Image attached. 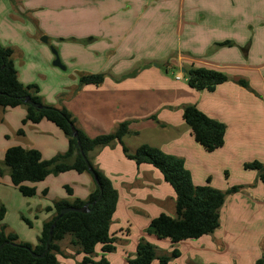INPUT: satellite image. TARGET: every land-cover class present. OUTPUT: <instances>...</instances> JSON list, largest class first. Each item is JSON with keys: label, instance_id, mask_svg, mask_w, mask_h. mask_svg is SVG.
Returning <instances> with one entry per match:
<instances>
[{"label": "crops", "instance_id": "1", "mask_svg": "<svg viewBox=\"0 0 264 264\" xmlns=\"http://www.w3.org/2000/svg\"><path fill=\"white\" fill-rule=\"evenodd\" d=\"M213 5L211 0H0V42L15 49L14 60L21 82L42 85L39 80L46 78V73L54 71L59 74L60 69L53 67L52 62L56 58L41 37L48 35L49 39L56 40L63 63L59 67L71 80L69 86L76 88L80 112L86 119L84 123L76 120L85 134L96 137L110 133L128 121L131 133L124 138V142L131 152L142 144H149L182 157L194 183L205 185L210 184V180L199 182L195 168L204 167L195 164L203 154L200 147L203 145L194 143L192 131L183 119L184 107L194 104L210 117L225 123L226 143L230 127L227 121L240 115L238 102L244 101L243 92L248 90L252 97L255 94L248 78L237 76L231 81L230 74L229 80L213 92L200 91L189 85L187 69L191 66L224 72L231 65L232 68H240L243 62L239 55L236 62L223 61L221 55L226 51L225 46L231 48L230 39H215L208 35H205L202 48L208 50L216 46L218 49L214 54L202 58L182 54V18L188 19L192 29V25L200 24L196 18L199 9ZM23 11L29 12L33 19L30 29L24 32L22 26L27 24V20L22 15ZM53 18H56L58 28L52 26ZM206 21L210 20L205 18L203 22ZM7 27H15L16 31L9 33ZM53 52L56 54L57 51ZM99 73L105 75L103 83H80L83 74ZM241 79L246 80L248 85L240 84ZM208 93L218 94L222 103L219 101L214 105ZM41 97L47 104H61L56 102L55 97L51 100L46 95ZM63 106L74 114L67 104L59 107ZM26 116L24 106L0 111V204L7 209L0 226L6 225L7 231L17 233L20 241L36 246L44 223L55 214L48 207L60 199L87 200L97 184L90 172L71 170L50 175L37 185L27 183L37 188V194L25 196L13 184L11 177V181L8 179V169L2 176L1 162L12 146L39 149L44 159H51L69 148L68 137L53 122L44 119L38 124H24ZM21 128L25 131L24 135L18 134ZM118 146L122 147L115 142L90 152L94 165L111 179L119 192L113 219L118 214L123 197L131 212H143L150 222L156 216H151L145 205L160 214L166 213L164 207L167 200L175 203L176 208V193L174 195L167 187L163 174L150 164L138 165L125 153L119 155ZM205 168L209 169L208 166ZM63 184L72 188V195L60 189ZM258 184L257 180L256 183H243L238 192L229 194L221 208L220 227L197 238L201 243L184 240L190 244L181 251L180 257L186 256L188 264H197L193 257L196 252L201 254L196 257L198 264H213L215 260L221 261L220 255L223 257L228 248H237V239L231 236L236 232L231 220L239 221L243 209L250 212L249 208H257V202H264L263 191H260L259 200L252 207H246V203L240 200L242 197L239 198L244 191L252 195ZM232 186L235 185H229L228 189ZM23 217L32 223L28 225L30 229L24 225L26 221ZM115 220L122 218L117 216ZM237 232L244 235V230ZM68 236L67 243L60 245L71 258L73 254L67 252L69 248L79 252V247L72 245V237ZM260 245L264 250V235ZM222 261L226 263L227 260L223 258Z\"/></svg>", "mask_w": 264, "mask_h": 264}, {"label": "trees", "instance_id": "2", "mask_svg": "<svg viewBox=\"0 0 264 264\" xmlns=\"http://www.w3.org/2000/svg\"><path fill=\"white\" fill-rule=\"evenodd\" d=\"M14 54L15 49L12 46H4L0 42V106L4 109L26 107L27 116L23 120L24 124L27 122L38 124L44 119L53 122L68 137L69 148L66 152L59 153L51 159H44L39 149L26 148L22 145L12 146L5 153L1 173L9 169L13 184L25 196L37 194V188L27 183L41 182L51 174L57 175L71 170L80 173L90 172L97 188L87 200L60 199L55 201L52 207H48L49 210H54L55 214L51 220L44 223L39 243L36 246L20 241L17 233L9 232L6 225H1L0 264H60L59 255L63 252L60 242L68 235L72 237L71 244L78 246L79 251L83 253V264H97L92 257L99 244L102 246L103 253L100 263L108 264L105 255L116 248L117 237L111 232V224L117 210L119 192L111 179L93 164L90 152L115 142L120 143L125 155L138 165L150 164L157 168L176 193V217L164 212L154 217L147 231L149 234H154L159 239L169 238L173 243H179L213 233L220 227L221 208L227 196L238 192L241 186L235 185L225 191L210 184L196 185L182 157L166 153L149 144H142L135 152H131L124 142V138L131 133L128 121L121 123L113 132L89 137L78 127L75 117L65 106L57 107L45 103L37 84L26 85L21 82ZM187 77L191 87L209 92L215 91L219 85L229 80L225 72L209 67L191 66L187 69ZM104 80L103 73L83 74L80 83L101 84ZM240 83L248 85L244 80ZM27 98L42 104V108L38 109L29 105L26 102ZM183 119L191 128L196 141L207 151L213 152L224 146L227 134L225 123L210 117L194 104L184 107ZM74 128L79 134L83 152L94 173L90 171L81 152L78 139L72 135ZM24 133V129L18 130L19 135H24ZM245 167L257 170L264 184L263 163L254 161L246 163ZM66 189L69 194H73L71 187L67 185ZM87 204L89 205L87 212L71 211L58 218L49 252L44 257L33 256V252L41 254L45 251L51 226L62 209L80 208ZM6 212V207L1 205L0 222L4 220ZM23 218L27 223L32 224L27 218ZM180 255V250L175 248L172 256L179 257ZM155 259H158V264H170L171 256H158L155 245L141 241L138 244L136 256L130 258L128 262L129 264H152ZM256 264H264V257Z\"/></svg>", "mask_w": 264, "mask_h": 264}, {"label": "rangeland", "instance_id": "3", "mask_svg": "<svg viewBox=\"0 0 264 264\" xmlns=\"http://www.w3.org/2000/svg\"><path fill=\"white\" fill-rule=\"evenodd\" d=\"M211 1L214 2L213 7L210 6L203 10L199 9L196 18L200 24L192 25V29L188 23V19L182 18L181 52L183 55L202 58L205 55L214 54L218 49L216 46L208 50L202 48V42H204L207 35L213 36L215 39H230L231 48H228V46H225L226 48L219 47L226 50L221 55L222 60L227 63H233L236 62V57L239 55L243 59V62L239 65L240 68H232L231 65L224 72L227 75L230 74L231 81L237 76L248 78L255 94L252 97L249 95L248 90L243 92L244 101L240 100L238 102L240 115L232 116L230 117V121H227L230 125L229 134L222 148L214 152H208L203 146H200L203 154L198 157L199 161L195 162V164L204 165V167L195 166L197 169L196 177L201 183H206L210 180L211 186L221 190H227L229 185L241 186L247 182L256 183L257 180L259 186L254 189L252 195L244 191L239 196V198L242 197L240 198L241 202L246 203V207L247 205L252 207L259 200L260 191L264 192V184L258 176L259 172L245 167L246 163L254 161L264 163V0ZM22 15L27 20V24L22 26V31L24 32L30 29L33 19L27 11H23ZM205 18L210 21L203 22ZM52 21V26L58 28L59 25L56 23V18H53ZM6 30L9 33L16 31L15 27H7ZM44 37H47V40H44ZM41 41L51 48V54L54 58L59 57L62 61L58 53L59 45L56 43V40L53 38L49 39L48 35H43ZM53 50L57 51V53L54 54ZM52 63H54V60ZM53 67L60 69L58 71L59 74L54 71L48 72L46 73V78L39 80L42 84L38 85L40 87V94L46 95L48 100L55 97L56 102L61 103L55 105L57 107L67 104L72 108L75 115L72 114L75 119L77 121L79 119L84 123L86 119L82 111L80 112V101L77 99L76 88L74 89L69 86L71 80L66 76L67 74H65L66 72L62 67L55 66L54 64ZM241 80H239V83ZM208 95H210L214 105H217L219 101L222 103V98L218 94L208 93ZM1 110L3 108L0 106ZM188 129L191 132V129ZM192 139L194 143L200 145L194 137ZM118 152L120 153L119 155H123V148L119 147ZM205 166H208L209 169H206ZM1 175L4 176L5 173H1ZM10 177L9 170V180ZM34 184L37 185V183ZM167 187L175 195V191L169 183H167ZM60 189L68 193L64 184L61 185ZM55 192L53 191V193ZM228 199L230 201V198ZM257 203L256 209L252 210L249 208L250 212H246L243 209L240 213L239 221L231 220L236 229V232L231 236L237 239V248H228L229 250L223 253V257L220 255L221 261L215 260L213 264H256L259 259L264 257V250H262L260 245L264 235V202L259 201ZM120 205L121 207L117 216H120L122 220L114 221L116 216L111 224V232L117 234V240L115 250L105 255L108 264H129L128 260L136 256L137 247L141 241H147L155 245L158 256H171L170 264H188L186 256H172L175 248H178L180 252L184 251L185 246L187 247L190 244H186L188 240L176 244L169 238L159 239L154 234H149L147 231L150 220L146 218V214L138 211L131 212L127 208L129 205L124 197ZM144 208L150 212L151 216H158L160 214L156 213V209L149 208L147 205ZM164 208L167 214L176 217L175 203L172 204L167 200ZM26 223L24 225L29 228L28 225L30 224L27 223L26 225ZM237 230H244V235L238 233ZM68 240L69 236L60 243H67ZM189 242L198 244V242L201 243V240L190 239ZM73 249L69 248L67 251L73 254L71 258H68L69 255L65 251L59 255L61 264H68V259H70V264H83V253ZM198 255L201 254H197L196 252L193 254L197 264L198 259L196 257ZM102 257V246L99 244L92 258L97 264H102L100 263ZM223 258L227 260L226 263L222 261ZM158 262V259H155L152 264H158Z\"/></svg>", "mask_w": 264, "mask_h": 264}, {"label": "water", "instance_id": "4", "mask_svg": "<svg viewBox=\"0 0 264 264\" xmlns=\"http://www.w3.org/2000/svg\"><path fill=\"white\" fill-rule=\"evenodd\" d=\"M43 39H44V40H47V37H44ZM55 52H56V51H55ZM56 53H57V52H56ZM54 64L57 65V66H62V63H61V60L59 59V57H57V58L55 59ZM26 102H27L29 105H31V106H33V107H35V108H38V109H39V108H42V104L33 101L31 98H27V99H26ZM72 135H73L75 138L78 139V142H79V146H80L81 152H82L84 158L86 159V161H87V163H88V166H89V168H90V171H91L92 173H94V172H93V168L91 167V164H90L89 161L87 160V156H86V155L84 154V152H83V149H82V146H81V142H80V138H79V134H78V132L76 131L75 128H74L73 131H72ZM96 179H97V178H96ZM71 211L87 212V211H89V205L87 204V205H85V206H83V207H80V208H77V207H66V208L62 209L61 213L59 214V216L57 217V219L54 221L53 225L51 226V229H50V235H49V238H48V240H47V242H46V248H45V251H44L43 253H41V254H38V253H36V252H33V256H34V257H44V256L49 252V250H50V244H51V242H52V240H53V232H54V228H55V226H56V222H57L58 218H60V217L63 216L64 214H66V213H68V212H71Z\"/></svg>", "mask_w": 264, "mask_h": 264}]
</instances>
